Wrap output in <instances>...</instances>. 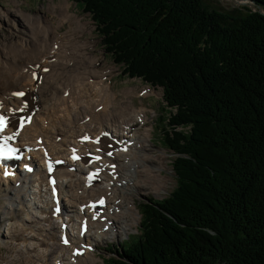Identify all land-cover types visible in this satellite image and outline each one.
Listing matches in <instances>:
<instances>
[{
  "label": "trees",
  "instance_id": "trees-1",
  "mask_svg": "<svg viewBox=\"0 0 264 264\" xmlns=\"http://www.w3.org/2000/svg\"><path fill=\"white\" fill-rule=\"evenodd\" d=\"M72 1L101 22L112 62L178 108L161 137L181 154L177 186L111 264H264V0Z\"/></svg>",
  "mask_w": 264,
  "mask_h": 264
},
{
  "label": "bare ground",
  "instance_id": "bare-ground-1",
  "mask_svg": "<svg viewBox=\"0 0 264 264\" xmlns=\"http://www.w3.org/2000/svg\"><path fill=\"white\" fill-rule=\"evenodd\" d=\"M68 8L55 5L49 8L52 14L61 10L60 27L69 25V32L61 34L56 42L50 37L52 26L40 24L41 16L26 15L18 10L0 13V27L3 25L5 30L7 27L9 36L0 43V115L7 120L5 132H19L21 145L36 146L38 143V148L45 150L41 147L45 144L55 158L70 155L72 161L76 160L71 169L76 172L60 167L56 176L49 178L42 171L39 164L41 152L37 151L32 154L37 167L34 173H19L15 179L0 180V220L19 228L11 239L18 253L24 255L23 252H27L28 264L37 261H42L41 264H71L75 251H78L77 264H96L98 244L127 231L126 228L131 227L128 217L132 218L133 224L139 220L130 193H142L141 184L153 176L157 191L163 183L151 164L154 155L147 149L149 130L141 133L148 125V113L151 112L144 107L142 110L130 107V103L115 108V94L109 85L103 83L104 74L95 69L100 58L94 61V57L85 55L88 45L76 39L75 35L86 26L77 21ZM102 47L105 49L103 44ZM77 57H83V60L70 65ZM38 74L43 76L40 84ZM49 81L53 82L51 90ZM151 93L146 89L142 94ZM97 98L103 100L94 103ZM99 107H103L102 110L98 111ZM138 119L145 124L139 127ZM127 127L136 128L131 130L133 135L129 137L125 136ZM86 163L92 166L86 168ZM91 171L98 175L90 180ZM110 175L114 177L113 181ZM111 181L114 187H110ZM48 184L58 186L64 195L61 200L65 201V220L70 224L65 230L60 225L64 217L55 219L53 207H49L52 202ZM118 190L123 191L122 197ZM104 196L109 199L108 208ZM88 200H103L104 203L101 212L96 213L98 221L90 222L85 237L84 225L80 224L84 214L78 205ZM64 239L68 243H64ZM105 251L112 252V249L105 246ZM71 252L73 256L70 257Z\"/></svg>",
  "mask_w": 264,
  "mask_h": 264
},
{
  "label": "rangeland",
  "instance_id": "rangeland-1",
  "mask_svg": "<svg viewBox=\"0 0 264 264\" xmlns=\"http://www.w3.org/2000/svg\"><path fill=\"white\" fill-rule=\"evenodd\" d=\"M216 1H218L219 3H217ZM244 2H247L249 6L245 5L246 3ZM206 3L210 4L211 6H214L215 8L221 9L222 11H230L232 9L244 6L252 9L256 7L252 2L240 0H206ZM52 5L69 7L68 9H70V13L76 17L77 21H81L84 26H86V28L82 32H79L75 35L76 39H79L80 42L88 45V47H86V51L88 52L85 55L89 54V58L94 57V61L100 58V61L96 64L95 69L97 71H100L101 74H104V77L102 78L103 83L105 85H109L111 91L115 94V108H117L123 103H130V107H133L135 109L142 110V107L148 109L152 113L151 116L154 117V121L149 120V126L147 125L144 129H142L141 133L145 132L146 130H149L150 145L148 144L149 148L147 149L151 154L154 155V159L151 160V164L153 165L152 167L157 171L156 176H159L160 179H162L163 183H161L160 185V190L157 191L154 185L155 180L153 176L152 179H148L147 182L144 181L141 184L142 193L140 192L138 194H128L131 198L133 195L132 199H134V203L137 208V213L139 217L137 224H133L132 218L128 217V223L131 225V227H127V231H121L122 233L120 232L118 236H114L112 240L109 239L102 243V245H100L101 248L109 246L112 249V252H106L105 249L101 250L100 252H96L99 264H111L110 260L112 258H117V255H115L114 251H119V245H122L125 240L132 241V239L135 240V238L137 237L138 228L141 225V215L139 212L141 209L144 208V204L149 203L150 200L162 201L168 198L177 186V176L175 174L176 172L173 166V162L177 157L181 156V154L176 153L172 149L163 147L161 143V137L163 138L165 136L163 130H166L168 127L165 121L167 120L169 115H176L178 112V108L170 106L168 102L163 100V88H158V86L155 88L154 86H151L146 82L145 79L139 78L140 76L129 75L125 72L124 67H121L120 65H117L112 62L111 56L102 47V24L89 12L87 13H89L90 15L84 12L83 4L77 5L72 0H54L48 2H42L40 0H0V13L11 10H18L20 12L24 11L23 13L25 14L27 13L34 16H41L39 19L40 24L42 26H52L53 30L50 32V37L55 38L53 41L56 42V40L61 37V34L69 32V30H67L69 25L67 26L62 24V26L60 27L62 16L61 10L58 9L52 14L51 12H49V8ZM19 9H21L22 11ZM46 19H48L50 23L54 24V26L48 24ZM7 30L8 28L6 27L5 30V27L3 25L0 27V43L8 39L9 36ZM41 38H43V36ZM82 60L83 57H77L76 59L73 58L74 62H71L69 64L74 65ZM42 78L43 76L39 78V80L41 81H37L39 84L42 82ZM48 83L50 85L48 86L49 89H52L53 82L49 81ZM146 89L150 90L153 93L144 96L142 93L145 92ZM140 92L141 94H139ZM66 96H68V94ZM102 100V98H97L94 103H98ZM173 128H175L176 131L182 129L185 130L182 126L176 124L173 125ZM186 128L188 130H191L190 126ZM159 159L160 161H158ZM141 175H145L144 170L141 171ZM1 221L3 220H0V264H28L26 261L27 252H23L24 255L18 253L17 250L14 249V243L11 239V236L13 234L16 235L19 232V228H15L13 227V225ZM26 223L29 224V222ZM16 248L19 249L17 245ZM20 249L22 250L23 247ZM76 253L77 251H75L74 253L75 257ZM69 256H73V253L71 252ZM100 257H102V260ZM41 262L42 261H37L35 264H41ZM50 263L52 264L53 262Z\"/></svg>",
  "mask_w": 264,
  "mask_h": 264
},
{
  "label": "snow or ice",
  "instance_id": "snow-or-ice-1",
  "mask_svg": "<svg viewBox=\"0 0 264 264\" xmlns=\"http://www.w3.org/2000/svg\"><path fill=\"white\" fill-rule=\"evenodd\" d=\"M45 71H47V69H45ZM17 95L23 96L24 93H18ZM20 123H21V126H23L24 121L21 120ZM6 125H7L6 117L3 115H0V133H2L5 130ZM11 139H13V136H8V137L3 138V143L0 144V160L11 159L14 157L16 150L11 147H6L8 144V141ZM85 139H87V137ZM96 142L98 143L99 141L97 140ZM109 155H111V153H109ZM73 158L79 159V157H76V156H74ZM95 159L98 160L99 157H96ZM96 175H98V173H93L92 175H90L89 179L91 180ZM53 183L55 182L53 181ZM103 203H104L103 200L99 201L100 205H103ZM93 207L95 208V205H93ZM64 243H68V241L65 240Z\"/></svg>",
  "mask_w": 264,
  "mask_h": 264
},
{
  "label": "water",
  "instance_id": "water-1",
  "mask_svg": "<svg viewBox=\"0 0 264 264\" xmlns=\"http://www.w3.org/2000/svg\"><path fill=\"white\" fill-rule=\"evenodd\" d=\"M244 3H246L245 5L249 6V4H248L247 2H244ZM259 10H260L261 12H263V11L261 10V8H259Z\"/></svg>",
  "mask_w": 264,
  "mask_h": 264
}]
</instances>
